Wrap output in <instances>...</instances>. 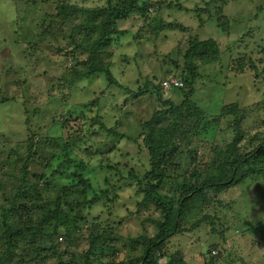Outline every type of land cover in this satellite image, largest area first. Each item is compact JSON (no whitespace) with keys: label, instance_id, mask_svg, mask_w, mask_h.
<instances>
[{"label":"rangeland","instance_id":"rangeland-1","mask_svg":"<svg viewBox=\"0 0 264 264\" xmlns=\"http://www.w3.org/2000/svg\"><path fill=\"white\" fill-rule=\"evenodd\" d=\"M150 1L153 4L144 17L132 14L117 22L119 32L111 36L101 57L118 86L110 85L105 73L73 79L68 67L79 63L74 57L83 59L85 55L68 54L71 42L61 35L55 37L53 28L44 23L47 14L55 15L54 6L59 0H0V205L4 204L1 190L15 191L3 187L9 174L13 180L18 173L17 168L7 164L13 165L15 154L24 156L30 137L37 143L38 154L52 158L44 170V188L71 183L73 170L81 160L86 163L84 176L89 179V187L71 195L72 208L81 207L85 197L106 192L111 201L102 198L86 209L87 222L113 227L122 237L152 235L156 230L153 220L159 218V213L151 204L146 208L136 204L142 194L129 171L134 170L140 177L149 167L142 124L162 104L155 91L137 98L130 93L151 80L157 83L178 78V69L184 65L182 54L194 38L213 39L218 45L213 62L201 64L195 60L194 100L214 116L220 113L221 105L239 102L248 115L242 124L247 136L241 145L246 151L264 137V124L254 122L264 120V108L253 105L264 98V0ZM70 2L86 10L107 6L106 0ZM100 17L98 12H78L67 18L63 30L68 33L69 23L80 24L87 19L98 31ZM74 40L77 42L76 37ZM242 57L250 59L252 67L234 71L233 60L237 66L236 58ZM181 91L163 88L161 99L179 103ZM231 121V115L221 119L222 133L216 135L213 146L231 140ZM100 122L116 134H108L99 127ZM199 146L198 155L209 161L213 146ZM40 161L30 169L40 172L44 159ZM180 161L183 166L189 163L184 153ZM202 161L198 163L204 166ZM214 196L206 208L187 215L185 230L169 237L166 250L182 257L186 264H264V182L250 185L247 181ZM194 222L198 224L192 227ZM83 233L72 240L74 245ZM62 235L60 231L58 248L72 254L75 247H67ZM83 248L80 244L79 249ZM138 248L139 244L122 248L115 260L121 263L138 257ZM66 256L59 257L57 264L68 261ZM17 257L13 255L8 261L14 262ZM161 260L163 264L164 258ZM54 261L50 257L48 264Z\"/></svg>","mask_w":264,"mask_h":264},{"label":"trees","instance_id":"trees-1","mask_svg":"<svg viewBox=\"0 0 264 264\" xmlns=\"http://www.w3.org/2000/svg\"><path fill=\"white\" fill-rule=\"evenodd\" d=\"M106 4L102 9L86 10L70 0H59L54 6L55 15L47 14L44 23L53 28L55 37L61 35L62 39L69 41L67 43L71 42L70 52L66 53L73 56L85 55L83 59L74 57L79 63L75 62L68 67L73 79L105 73L110 85L119 86L101 57L105 55L111 36L119 32L117 22L132 14L144 17L153 3L150 0H106ZM78 12L86 15L98 12L101 16L100 29L96 31L85 19L80 24L69 23V32L65 33L67 29L63 28L67 18L70 15L76 16ZM223 23L224 20L220 18V24ZM222 28L225 30V24ZM75 37L77 42H74ZM217 50L218 45L213 39L194 38L189 42L188 49L182 54L184 65L178 69V78L183 81L181 87H176L182 90L183 98L179 103L161 99L162 80L157 83L151 80L130 93L137 98L155 91L162 104L142 124V143L147 149L149 167L140 177L134 170L129 171L130 176L137 179L138 192L142 194L136 204L145 208L151 204L159 213V218L153 220L156 230L152 235L148 237L143 233L133 238L122 237L117 235L113 227L98 221L87 222V213H84L86 209L102 198L111 201L106 192L95 193L91 198L85 197L80 202L81 207L72 208L71 195L76 190L83 192L89 187V179L84 176L86 163L81 160L77 161V167L73 170L71 183L54 185L50 190L44 188V170L52 163V158L38 154L37 143L29 137L24 156L15 154L16 160H11L13 165L7 164L8 167L17 168L18 173L13 176V180L12 174H9V181L3 187L13 188L15 191L1 190L4 204L0 205V264H48L50 257L56 260L51 264H57L58 258L64 254L68 261L61 260L58 264H160L159 260L162 261V258L165 260L163 264H186L182 257L170 254L165 246L170 236L185 230L187 215L206 208L215 198L214 195L233 186L247 181L250 185L258 181L264 182V137L250 150L246 151V146L241 145L247 136V131L242 128L244 120L248 118L245 108L237 101L229 102L221 105L220 113L214 116L208 114L193 98V81L198 67L195 60L201 64H209L217 58ZM236 60L237 66L235 59L233 60L234 71L253 65L246 57ZM253 105L264 108V98ZM230 115L231 125L226 128L231 131V140L213 146L217 140L216 135L222 133L219 122L224 116ZM228 119L227 117L226 120ZM254 122L264 124V120ZM99 127L108 134H116L112 127H106L102 122ZM205 134L206 137L203 138ZM258 134L261 135L262 132ZM202 143L208 144L209 149L213 146L209 161H204V156L197 153ZM183 153L189 159L187 166H183L180 161ZM40 159H44L43 169L40 172L30 169L38 166ZM200 159L205 163L204 166L198 163ZM54 175L55 171L52 173ZM136 212L139 213L138 210ZM69 218L72 219L71 222ZM197 224L198 222L191 223L192 227ZM60 231L64 234L60 238L65 239V245L75 247L72 254L66 248L63 251L58 248L57 237ZM82 231L84 233L76 246L72 240L77 239L78 233ZM79 243L84 246L82 250L79 249ZM138 244L141 250L138 257H129L121 263L115 260L117 254L123 252L122 248H136ZM13 255H17V259L14 262L8 261Z\"/></svg>","mask_w":264,"mask_h":264},{"label":"built area","instance_id":"built-area-1","mask_svg":"<svg viewBox=\"0 0 264 264\" xmlns=\"http://www.w3.org/2000/svg\"><path fill=\"white\" fill-rule=\"evenodd\" d=\"M182 85L183 81L181 78H165L161 81V86L165 89L181 87Z\"/></svg>","mask_w":264,"mask_h":264}]
</instances>
